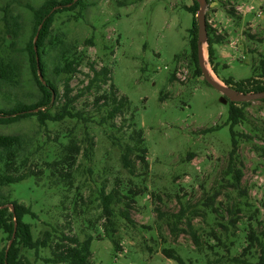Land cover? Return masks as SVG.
Segmentation results:
<instances>
[{"label": "rangeland", "instance_id": "1", "mask_svg": "<svg viewBox=\"0 0 264 264\" xmlns=\"http://www.w3.org/2000/svg\"><path fill=\"white\" fill-rule=\"evenodd\" d=\"M8 1L0 0V8ZM22 1L40 4L42 0ZM87 1L92 4L77 21L71 20L69 13L58 14L53 32L62 31L80 49L85 40L93 39L94 45L86 50L89 62H95L98 68L110 64L118 94L130 103L131 110L122 117L126 122L120 117L114 122L118 127L125 126L124 141L130 133L127 122L134 115L137 127L144 132L148 168L136 163L134 173L129 174L121 165L120 151L107 137L111 132L88 124L94 140L93 157L90 162L79 157L74 172L84 202L78 204L83 210L80 214L72 210L74 191H52L37 185L33 178L8 188L12 202L30 211L23 220L31 225L34 240L51 227L68 235V223L71 234L82 230V239L89 233L85 221L95 220L100 214L96 196L105 184L107 191L114 188L124 195L133 189L139 195L129 209L123 203L115 207L118 250L109 239L94 240L93 264H176L163 256V248L177 250L186 264H212L221 256H225L224 262L237 257L249 224L258 228L259 222L264 223V157L257 151L264 146V104L256 101L245 108L247 121L234 128L238 144L232 152L228 104H222L221 94L207 85L203 76L195 74L188 57L192 15L184 6H191L192 0H142L128 6H119L115 0ZM217 1V6L206 7L205 16L224 38L215 46L213 66L218 81L232 80L235 84L256 79L264 84V0ZM239 7L253 10L242 12ZM12 8L28 33L30 14L20 5L13 4ZM205 51L208 63L207 45ZM183 53L186 56L175 59ZM80 70L70 82L74 94L88 73L85 66ZM84 101V97L80 99L78 108ZM65 123L62 128L74 126L73 122ZM33 125L35 121L27 119L1 126L0 133L29 134ZM121 133L112 131L119 138ZM237 172L241 176L238 181ZM237 208L240 211L235 213L238 220L233 226L230 220L235 216L228 210L236 212ZM214 209L219 213H213ZM123 210L129 220L123 218ZM181 210L178 227L186 232L175 236L168 224ZM188 221L203 242L214 230L226 245L234 240L235 246H228L230 253L222 247L215 253L205 243L198 250L186 229ZM218 224L228 227L226 234ZM98 232L103 234L100 227ZM8 243L0 232V251ZM24 255L30 264H44L42 260L49 257V251L38 250L36 257L33 252Z\"/></svg>", "mask_w": 264, "mask_h": 264}, {"label": "trees", "instance_id": "2", "mask_svg": "<svg viewBox=\"0 0 264 264\" xmlns=\"http://www.w3.org/2000/svg\"><path fill=\"white\" fill-rule=\"evenodd\" d=\"M115 1L119 6H128L139 4L142 0ZM206 1L208 3V0ZM13 4L22 6L30 14L31 24L28 33L24 25L20 23L19 17L13 14ZM91 4L87 0H42L40 4L9 0L0 8L2 12L0 19V127H8L27 119L35 121L29 134L0 133V232L7 237V241H10L14 235L9 249L7 244L0 251V264H30L24 254L33 252L36 257L38 250L41 249L49 251V257L42 260L44 264H93L91 246L94 240L109 239L116 251L118 250L119 246L115 239L117 229L115 207L123 203L127 210L132 203H135V197L139 195L133 189L120 195L117 189L112 188L107 191L106 185L102 184L96 196L100 214L95 220L85 221V228L89 233L82 239L80 238L82 230L71 234V223H68L70 234L67 235L65 231L51 227L45 230L40 238L34 240L31 225L23 220L30 211L23 204L12 202L11 193L8 191L10 186L20 184L29 178H33L37 185L45 186L52 191L60 190L68 194L74 191L72 210L75 214H80L83 210L78 204L84 202L79 186L75 185L74 172L78 167L79 157L88 162L93 157L94 140L89 134L88 124H94L111 132L107 137L120 151L121 165L129 174L134 173L136 163H140L145 169L148 168L146 158L148 150L144 132L137 127L134 115L131 113L127 122L126 129H130V133L124 141L123 137L126 135L122 130L125 126L122 124L118 127L114 122L118 117L123 123L126 122V119L122 117L128 109L131 110L130 103L127 98L118 94L112 82L111 65L104 63L98 68L95 62H89L86 50L94 45L93 39L85 40L80 49L77 42L68 41L66 34L62 31L53 32L52 27L58 14L69 13L70 19L77 21ZM184 8L192 15V25L188 30V57L195 74L202 76L197 60L196 14L199 6L195 0H192V5L184 6ZM206 30L208 63L214 73L215 46L223 43L224 38L208 24L207 20ZM181 56H186V53L178 54L175 59ZM23 57L27 61V68H24L22 64ZM47 58L49 62H46ZM83 66L87 67L88 73L84 74L85 80H80L81 88L74 94L70 82L80 73ZM38 70L41 72L43 81L38 76ZM261 77H264V74ZM221 82L229 87L236 85V90L242 93L264 91V84L256 79L235 84L232 80H221ZM28 86L33 90H26ZM104 86L107 89H103ZM83 97L85 101L81 108H78V103ZM90 97L92 100H89ZM257 102L264 104V100ZM251 103L253 102L228 103L232 152L238 144L235 138L238 133L234 128L247 121L245 108ZM65 122H73L74 126L62 128ZM79 129L81 133H78ZM112 131L122 132V136L120 138L113 136ZM245 138L248 137L245 136ZM257 151L261 157H264V146L257 148ZM88 173L91 174V171L88 170ZM240 177L237 172L236 180L238 181ZM10 205L13 210L9 208ZM126 210L122 212L123 218L129 220ZM238 211H240L238 208L236 212L228 210V213L235 216L230 220L233 226L238 220L235 214ZM212 212L219 213L218 209ZM182 216L183 210L173 215L174 219L168 224L170 232L175 236L186 232L178 227ZM100 222L102 223L99 224ZM218 225L226 234L228 227L223 224ZM99 227L103 234L98 232ZM186 229L190 230L189 236L198 250H201L205 243L211 251L215 252V249L222 247L226 253H230L228 246H235L234 240L226 245L222 236L216 234L214 230L207 241L203 242L189 221ZM244 240L245 244L237 257L226 259L224 262L225 256H221L212 261V264L227 262L264 264V223L259 222L258 228L249 224ZM162 254L176 264H186L184 258L174 248H163Z\"/></svg>", "mask_w": 264, "mask_h": 264}, {"label": "water", "instance_id": "3", "mask_svg": "<svg viewBox=\"0 0 264 264\" xmlns=\"http://www.w3.org/2000/svg\"><path fill=\"white\" fill-rule=\"evenodd\" d=\"M198 3V12L196 14V23H197V60L198 65L203 76L204 81L216 91L221 94L220 102L224 105H227L229 102L233 103H247V102H256L264 100V91L260 92H251V93H242L238 92L237 90L226 86L222 82L218 81V79L210 74L208 69L206 68V62L204 59V47L207 45V30H206V7L207 1L206 0H195ZM41 28V26H40ZM39 28V29H40ZM37 36L35 37L34 43L36 42ZM36 53V48H35ZM36 61L38 62V56L36 53ZM208 64V63H207ZM213 73V72H212ZM214 74V73H213ZM38 76L41 81L43 78L41 76L40 70H38ZM215 76V75H214ZM9 208L13 210V207L10 205ZM14 235L12 239L8 243L7 249H9ZM8 251V250H7ZM6 251V253H7Z\"/></svg>", "mask_w": 264, "mask_h": 264}, {"label": "built area", "instance_id": "4", "mask_svg": "<svg viewBox=\"0 0 264 264\" xmlns=\"http://www.w3.org/2000/svg\"><path fill=\"white\" fill-rule=\"evenodd\" d=\"M217 4H218V1L217 0H208V3H207V8L208 7H214V6H217ZM239 11H244V12H250L251 10H253L252 9V7H250V8H246V9H242L241 7H239V8H237ZM210 25V24H209Z\"/></svg>", "mask_w": 264, "mask_h": 264}, {"label": "bare ground", "instance_id": "5", "mask_svg": "<svg viewBox=\"0 0 264 264\" xmlns=\"http://www.w3.org/2000/svg\"><path fill=\"white\" fill-rule=\"evenodd\" d=\"M204 59H205V61H206V51H205V47H204ZM205 64H206V68H207L208 71L210 72L208 64H207V63H205ZM210 74L213 76V74H212L211 72H210ZM213 78H215V77L213 76Z\"/></svg>", "mask_w": 264, "mask_h": 264}]
</instances>
